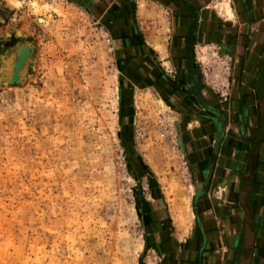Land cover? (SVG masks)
<instances>
[{
	"label": "rangeland",
	"instance_id": "1",
	"mask_svg": "<svg viewBox=\"0 0 264 264\" xmlns=\"http://www.w3.org/2000/svg\"><path fill=\"white\" fill-rule=\"evenodd\" d=\"M141 2L0 0V264H152L168 234L193 236L178 139L198 115L165 101L161 52L125 54L134 32L165 46V10ZM196 66L223 99L224 54Z\"/></svg>",
	"mask_w": 264,
	"mask_h": 264
},
{
	"label": "crops",
	"instance_id": "2",
	"mask_svg": "<svg viewBox=\"0 0 264 264\" xmlns=\"http://www.w3.org/2000/svg\"><path fill=\"white\" fill-rule=\"evenodd\" d=\"M141 1L143 17L149 16L146 1L165 10V46L159 37L140 34L141 44H134V32L122 36L123 50L127 56L140 54L142 47L161 52L176 74L165 73V101L186 117L191 110L198 115L185 118L189 131L178 139L192 157L199 196L193 236L181 241L168 234L152 248L157 257L152 264H240L248 255L240 202L246 178L253 240L249 264H264V0ZM212 48L227 61L223 99L198 77L196 63ZM186 69L192 75L187 81Z\"/></svg>",
	"mask_w": 264,
	"mask_h": 264
},
{
	"label": "water",
	"instance_id": "3",
	"mask_svg": "<svg viewBox=\"0 0 264 264\" xmlns=\"http://www.w3.org/2000/svg\"><path fill=\"white\" fill-rule=\"evenodd\" d=\"M180 139V137H179ZM181 143V142H180ZM246 184V188L243 190V185ZM242 187H241V193H240V202L244 207V212L246 214V225H245V246L248 249V255L247 256H243L241 259V263L240 264H249L250 259H251V253L253 250V240H252V231L250 229V224L252 221L251 215H250V210H249V206H248V188H249V184H248V178H246L245 182L243 183ZM245 261H247V263H244Z\"/></svg>",
	"mask_w": 264,
	"mask_h": 264
},
{
	"label": "flooded vegetation",
	"instance_id": "4",
	"mask_svg": "<svg viewBox=\"0 0 264 264\" xmlns=\"http://www.w3.org/2000/svg\"><path fill=\"white\" fill-rule=\"evenodd\" d=\"M192 77V75H191V73H190V71H188V69H186V72H185V74H184V80L185 81H187L188 80V78H191ZM153 79V78H152ZM155 81V80H154ZM153 84H155V82H152Z\"/></svg>",
	"mask_w": 264,
	"mask_h": 264
},
{
	"label": "bare ground",
	"instance_id": "5",
	"mask_svg": "<svg viewBox=\"0 0 264 264\" xmlns=\"http://www.w3.org/2000/svg\"><path fill=\"white\" fill-rule=\"evenodd\" d=\"M17 53V52H16ZM12 60V59H11ZM246 188V184L243 185V190ZM244 263H247V261H245Z\"/></svg>",
	"mask_w": 264,
	"mask_h": 264
}]
</instances>
